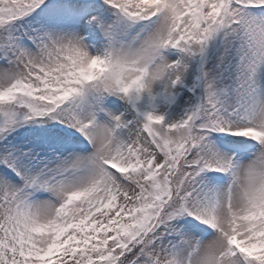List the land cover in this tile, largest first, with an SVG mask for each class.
Listing matches in <instances>:
<instances>
[{"label": "snow or ice", "instance_id": "6c2138e0", "mask_svg": "<svg viewBox=\"0 0 264 264\" xmlns=\"http://www.w3.org/2000/svg\"><path fill=\"white\" fill-rule=\"evenodd\" d=\"M0 264H264V0H0Z\"/></svg>", "mask_w": 264, "mask_h": 264}]
</instances>
